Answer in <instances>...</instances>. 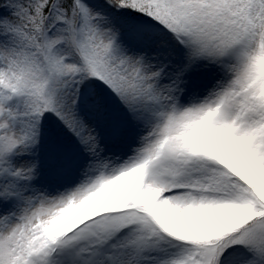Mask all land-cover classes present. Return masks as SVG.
<instances>
[{
	"label": "snow or ice",
	"instance_id": "6c2138e0",
	"mask_svg": "<svg viewBox=\"0 0 264 264\" xmlns=\"http://www.w3.org/2000/svg\"><path fill=\"white\" fill-rule=\"evenodd\" d=\"M0 264H264V0H0Z\"/></svg>",
	"mask_w": 264,
	"mask_h": 264
}]
</instances>
